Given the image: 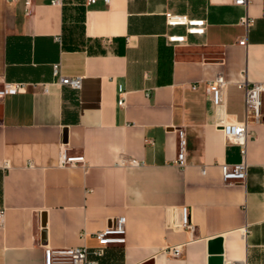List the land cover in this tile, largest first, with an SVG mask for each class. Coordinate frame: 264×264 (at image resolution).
Instances as JSON below:
<instances>
[{
    "label": "crops",
    "instance_id": "0c3cea01",
    "mask_svg": "<svg viewBox=\"0 0 264 264\" xmlns=\"http://www.w3.org/2000/svg\"><path fill=\"white\" fill-rule=\"evenodd\" d=\"M218 74L228 83L216 106L207 85ZM0 77L25 84L0 96V264H45L46 245L93 257L94 232L121 215L126 234L100 264H209L218 236L224 260L264 264V99L261 120L248 118L244 183L223 179L222 164L243 156L221 127L247 117L240 83L264 81L263 0H0ZM179 128L185 167L173 161ZM61 151L87 166L60 165Z\"/></svg>",
    "mask_w": 264,
    "mask_h": 264
},
{
    "label": "built area",
    "instance_id": "2783aa9c",
    "mask_svg": "<svg viewBox=\"0 0 264 264\" xmlns=\"http://www.w3.org/2000/svg\"><path fill=\"white\" fill-rule=\"evenodd\" d=\"M53 3H63L64 0H52ZM84 5H90L98 0H80ZM105 3H109L111 0H103ZM236 4L246 5L248 0H234ZM263 15H264V0H263ZM167 20L170 24H193L196 27H190V31L203 32L204 20H190L187 15L167 13ZM254 18L248 15L241 17V22L246 26H249L253 22ZM171 40H183L184 35H174L170 37ZM241 43H245L246 40L242 39ZM54 72H59V65L55 64ZM62 82L69 84L73 88L79 89L81 87V78L79 76H63ZM228 81L222 74H218L215 78L209 81L207 85V92L213 104L216 106L224 103V89L227 86ZM240 86L244 88L246 98V119L243 121H227L221 125L225 138L229 142H234L241 146V152L243 159L238 163H223L222 173L223 179L227 183L231 182H246L249 163L246 160L247 152V139L249 135L248 118L253 117L256 120L262 118V108L264 99V81L249 82L244 80L240 83ZM25 84L23 82H9L0 77V96L16 91H24ZM120 97L119 104L125 103V97L123 95L122 86L119 87ZM179 136V152L177 157L173 160L174 163L180 167H185L186 161V136L183 128L178 129ZM59 163L62 166L66 165H78L81 164L84 167L87 166V159L82 155H68L66 151H61ZM128 163L131 165H140L144 161L129 158ZM5 209H0V222L3 221ZM127 220L126 216H115L110 218L109 223L101 230L94 232V236L98 239L100 245L92 250L93 257L90 256L91 250L87 245L79 246H67V247H52L50 245L45 246V264H100L99 257L104 254L105 248L112 242L121 240L126 234ZM181 226L195 230V225L192 223L189 215V208L183 207V217ZM86 231L81 233V237H85ZM182 252L181 245L169 247V253L173 256H179ZM230 262L231 264H247L246 259L225 260V264Z\"/></svg>",
    "mask_w": 264,
    "mask_h": 264
},
{
    "label": "water",
    "instance_id": "95a60500",
    "mask_svg": "<svg viewBox=\"0 0 264 264\" xmlns=\"http://www.w3.org/2000/svg\"><path fill=\"white\" fill-rule=\"evenodd\" d=\"M223 238L215 237L209 241V264H225L224 260Z\"/></svg>",
    "mask_w": 264,
    "mask_h": 264
},
{
    "label": "bare ground",
    "instance_id": "6f19581e",
    "mask_svg": "<svg viewBox=\"0 0 264 264\" xmlns=\"http://www.w3.org/2000/svg\"><path fill=\"white\" fill-rule=\"evenodd\" d=\"M226 264H231L230 262H227Z\"/></svg>",
    "mask_w": 264,
    "mask_h": 264
}]
</instances>
